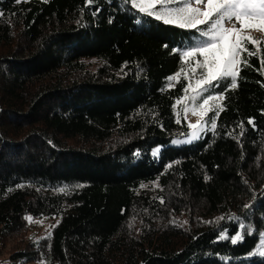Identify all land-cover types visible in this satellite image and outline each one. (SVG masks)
Wrapping results in <instances>:
<instances>
[{
	"label": "trees",
	"instance_id": "trees-1",
	"mask_svg": "<svg viewBox=\"0 0 264 264\" xmlns=\"http://www.w3.org/2000/svg\"><path fill=\"white\" fill-rule=\"evenodd\" d=\"M0 14V264L12 245L11 263L264 264V44L192 134L176 103L204 71L181 56L194 29L125 0Z\"/></svg>",
	"mask_w": 264,
	"mask_h": 264
},
{
	"label": "snow or ice",
	"instance_id": "snow-or-ice-1",
	"mask_svg": "<svg viewBox=\"0 0 264 264\" xmlns=\"http://www.w3.org/2000/svg\"><path fill=\"white\" fill-rule=\"evenodd\" d=\"M19 2L20 0H17V3ZM125 2H130L132 7L138 9L139 12L153 16L166 24H177L182 28L194 29L199 33L200 40L181 52V56L192 58L198 54L203 58L202 62L199 60L196 62L197 67L204 71L200 73V79L196 81L197 88L192 89L194 95L190 97L194 107L203 110V115L219 108L218 105L208 108L205 106L209 105L210 101L222 97V94L205 95L210 89L218 86L221 80L227 78H231L232 88L237 87V66L241 63L247 64V60H241L240 57L243 53H247L248 56L255 54L249 50L247 45L264 44V40L243 34L244 30L264 31V0H125ZM91 3L92 0H88V4ZM192 4L204 5V7H192ZM156 5L161 7L156 9ZM169 5L176 6L169 7ZM237 23L240 27H236ZM228 24L232 26L226 27ZM176 76H180V73H176ZM173 79L175 77H169V81ZM171 86L169 83V87ZM189 87L191 84L184 88L185 95ZM183 99H185L184 96L177 100V103ZM197 101L200 103L197 104ZM215 115L218 116L219 111H216ZM208 123L209 121H204V124ZM248 123L252 124L253 121L249 120ZM189 127L203 130L200 121ZM210 127L211 129L217 127L215 116L210 118ZM161 202L163 203V200ZM27 219L32 221V217H27ZM220 238L231 239L235 244L238 240H242L243 236L239 233L235 237L222 234ZM262 249H264V240L253 254L264 256Z\"/></svg>",
	"mask_w": 264,
	"mask_h": 264
},
{
	"label": "rangeland",
	"instance_id": "rangeland-1",
	"mask_svg": "<svg viewBox=\"0 0 264 264\" xmlns=\"http://www.w3.org/2000/svg\"><path fill=\"white\" fill-rule=\"evenodd\" d=\"M173 6H176V5H169V7H173ZM191 6L192 7H201V8L204 7V5H196V4H192ZM155 7H156V9H159L161 6L156 5ZM231 26H232L231 24L226 25V27H231ZM236 27H240V25L237 23ZM243 34L246 36H251L252 38H255V39L264 40V31H257L255 29L244 30ZM237 71H238V66H237ZM197 80H199V79H197ZM193 88H197L196 82L191 85V87L189 89V93L185 96V99L181 100L180 103H176V110H177L178 114L182 113L187 117L190 125L196 124L197 121H200L201 124L203 125V130H201L200 128L192 129L190 127L192 134H194V133L196 134L197 132H198V134H200L201 132H204L207 129V124H204V121L206 120V116L208 115V113L210 111L207 113V115H203L202 109H200L198 107H194L193 102L190 99V97L192 95H194V93L192 92ZM214 96H216V95H214ZM221 100H222V98L220 97L214 101H210L209 105H206L205 108H208L209 106H213V105H218L219 108H217L215 110H219L221 107ZM196 103L198 104V103H200V101H197ZM38 222H39V224H42L44 228L48 226L47 222H41V221H38ZM262 240H264V238H262ZM13 247H14V245L7 247L3 251L2 257H6V260L4 262H2V264H44L43 262H39V261L27 262V263H19V262L11 263V261L9 260V254H10V252H12ZM262 250H264V249H262ZM256 251H257V248L253 252L255 253Z\"/></svg>",
	"mask_w": 264,
	"mask_h": 264
}]
</instances>
